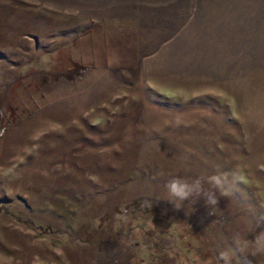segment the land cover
Listing matches in <instances>:
<instances>
[{
    "label": "rangeland",
    "instance_id": "374dc122",
    "mask_svg": "<svg viewBox=\"0 0 264 264\" xmlns=\"http://www.w3.org/2000/svg\"><path fill=\"white\" fill-rule=\"evenodd\" d=\"M221 253L264 264V0H0V264Z\"/></svg>",
    "mask_w": 264,
    "mask_h": 264
},
{
    "label": "clouds",
    "instance_id": "9594fccd",
    "mask_svg": "<svg viewBox=\"0 0 264 264\" xmlns=\"http://www.w3.org/2000/svg\"><path fill=\"white\" fill-rule=\"evenodd\" d=\"M208 182L217 189H222L224 186V178L219 175H213L208 178ZM169 197L171 198L169 202L177 201L183 202L192 197H203L205 204L207 206H215L218 203V198L214 192L205 193L202 187V183L199 179H195L192 182L188 180H183L179 178H173L170 180L166 186ZM178 206V204H177ZM211 214V211H210ZM221 259L225 260L227 264L228 256L226 253L220 254Z\"/></svg>",
    "mask_w": 264,
    "mask_h": 264
}]
</instances>
